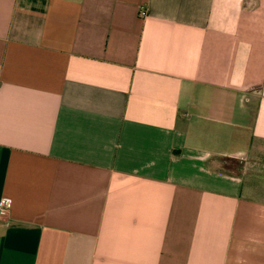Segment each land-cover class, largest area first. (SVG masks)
<instances>
[{"label":"crops","instance_id":"crops-1","mask_svg":"<svg viewBox=\"0 0 264 264\" xmlns=\"http://www.w3.org/2000/svg\"><path fill=\"white\" fill-rule=\"evenodd\" d=\"M256 168L264 0H0V264H264Z\"/></svg>","mask_w":264,"mask_h":264},{"label":"rangeland","instance_id":"rangeland-1","mask_svg":"<svg viewBox=\"0 0 264 264\" xmlns=\"http://www.w3.org/2000/svg\"><path fill=\"white\" fill-rule=\"evenodd\" d=\"M226 166L229 167L232 171H236V174H240L243 172V166L240 162L236 161L235 163L232 161H229L226 163ZM252 170V169H251ZM254 175L256 174L257 177L264 181V169L260 170L256 168V170L251 171ZM259 174V175H258Z\"/></svg>","mask_w":264,"mask_h":264},{"label":"built area","instance_id":"built-area-1","mask_svg":"<svg viewBox=\"0 0 264 264\" xmlns=\"http://www.w3.org/2000/svg\"><path fill=\"white\" fill-rule=\"evenodd\" d=\"M147 15V12L144 11L141 13V16L145 17ZM10 209H11V202L10 200H7V199H3L1 202H0V220L2 218H5L6 216H8L9 212H10Z\"/></svg>","mask_w":264,"mask_h":264},{"label":"trees","instance_id":"trees-1","mask_svg":"<svg viewBox=\"0 0 264 264\" xmlns=\"http://www.w3.org/2000/svg\"><path fill=\"white\" fill-rule=\"evenodd\" d=\"M229 161H232V162H236V161H238V162H240L239 160H237V159H226V160H224V169L226 170V171H229V172H236V171H232L229 167H227L226 166V163L227 162H229Z\"/></svg>","mask_w":264,"mask_h":264}]
</instances>
